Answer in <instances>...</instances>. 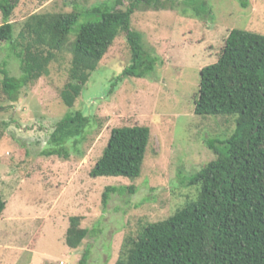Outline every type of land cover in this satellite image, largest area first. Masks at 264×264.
I'll use <instances>...</instances> for the list:
<instances>
[{
  "label": "rangeland",
  "instance_id": "1",
  "mask_svg": "<svg viewBox=\"0 0 264 264\" xmlns=\"http://www.w3.org/2000/svg\"><path fill=\"white\" fill-rule=\"evenodd\" d=\"M133 1L19 0L10 21L18 37L35 15L84 14L103 2L126 10ZM163 1L165 9L145 4L132 16L131 29L142 34L144 50L156 60L148 78L124 76L133 58L126 33L73 106L64 99L72 92L74 56L68 50L56 53L47 73L16 103L4 93L0 73V197L7 203L0 218V264H80L87 249V264H116L146 225L197 198L198 187L188 180L217 158L208 141L225 140L237 127L235 117L196 115L201 70L219 61L234 29L264 35V0H207L209 17L195 15L184 1L176 7ZM3 69L22 75L17 53L0 41ZM78 112L90 119L85 133L59 154L45 155L57 123ZM133 126L151 130L141 177L93 178L113 129ZM109 186L129 189L112 194L105 206ZM73 216L83 217L81 227L90 231L77 250L66 243Z\"/></svg>",
  "mask_w": 264,
  "mask_h": 264
},
{
  "label": "trees",
  "instance_id": "2",
  "mask_svg": "<svg viewBox=\"0 0 264 264\" xmlns=\"http://www.w3.org/2000/svg\"><path fill=\"white\" fill-rule=\"evenodd\" d=\"M180 1L199 17L211 14L207 0ZM170 2L176 7L177 0ZM18 3L0 0L5 22L0 26V41L11 45L22 63L20 77L0 70L3 91L12 103L19 101L24 88L47 73L57 52L68 50L74 56L72 92L64 99L73 106L122 33L127 34L133 55L124 76L148 78L155 69L156 60L144 50L142 34L133 31L131 23L141 5L165 9L163 0H134L126 10L103 2L84 14L35 15L27 23V31L16 37L10 19ZM195 113L235 117L237 127L225 140L208 141L217 158L188 180L198 187L197 198L168 219L146 225L116 264H264V35L242 29L231 32L219 61L201 70ZM89 125L90 119L81 112L67 115L57 123L45 155L59 154V148L81 137ZM150 140L147 126L113 129L91 176L139 179ZM126 189L107 187L103 204ZM6 208L0 197V218ZM82 220L81 216L70 218L66 243L75 250L90 233L81 227ZM90 255L87 249L80 264H87Z\"/></svg>",
  "mask_w": 264,
  "mask_h": 264
}]
</instances>
